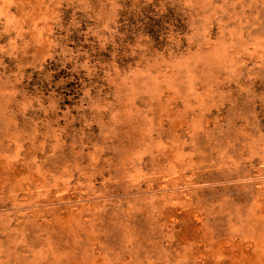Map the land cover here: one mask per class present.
<instances>
[{"label": "rangeland", "instance_id": "1", "mask_svg": "<svg viewBox=\"0 0 264 264\" xmlns=\"http://www.w3.org/2000/svg\"><path fill=\"white\" fill-rule=\"evenodd\" d=\"M0 264H264V0H0Z\"/></svg>", "mask_w": 264, "mask_h": 264}]
</instances>
